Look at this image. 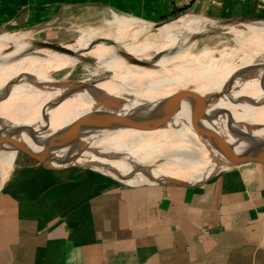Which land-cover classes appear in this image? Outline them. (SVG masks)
Returning a JSON list of instances; mask_svg holds the SVG:
<instances>
[{
    "label": "crops",
    "instance_id": "crops-1",
    "mask_svg": "<svg viewBox=\"0 0 264 264\" xmlns=\"http://www.w3.org/2000/svg\"><path fill=\"white\" fill-rule=\"evenodd\" d=\"M185 11L264 20V0H0V33L64 40L88 19ZM23 157L0 178V264H264V164L183 186Z\"/></svg>",
    "mask_w": 264,
    "mask_h": 264
},
{
    "label": "bare ground",
    "instance_id": "bare-ground-1",
    "mask_svg": "<svg viewBox=\"0 0 264 264\" xmlns=\"http://www.w3.org/2000/svg\"><path fill=\"white\" fill-rule=\"evenodd\" d=\"M115 24L117 31L112 38L85 29L60 51L37 48L25 34L0 33L5 42V46L0 44V126L13 120L21 122L22 129L12 134L18 136L40 126L44 116L57 124L69 122L74 119L70 109L78 104L89 108L100 97L129 94L136 98L135 112L102 129L99 145L104 151H121L132 159L115 163L85 153L79 162L106 166L113 178L148 183H200L227 166L230 161L222 147L197 143L179 128L176 119L161 126L152 122L154 116L166 112L163 106L137 104L168 89L196 87L219 93L224 91V81L232 82L235 88L263 62L255 59L264 53V21L229 25L226 30L234 35L235 46L206 47L197 52L193 51L197 42L193 37L206 30L210 21L195 13L155 28L132 18L117 17ZM86 59L94 65V74L117 70V76L96 82L83 80L87 86L79 83L53 88L57 80L51 76L53 70L73 67ZM63 93L74 97L54 106ZM202 101L225 122L264 125V80L260 84L247 82L231 95L221 93ZM5 154L4 180L17 156L14 152Z\"/></svg>",
    "mask_w": 264,
    "mask_h": 264
},
{
    "label": "water",
    "instance_id": "water-1",
    "mask_svg": "<svg viewBox=\"0 0 264 264\" xmlns=\"http://www.w3.org/2000/svg\"><path fill=\"white\" fill-rule=\"evenodd\" d=\"M208 20L210 21L209 27L195 34L194 40L227 31L226 27L229 25L264 21L243 19ZM161 24L160 22L154 23L153 26L158 27ZM33 41L37 48L60 51L66 49V43L74 42L75 40L58 43L45 40ZM84 61L91 62L88 59ZM263 80L264 61L259 64L246 80L238 83L235 88L231 84L232 82L224 81V91L219 93L205 92L196 87L168 89L162 94L137 105L154 104L163 106L166 112H161L160 117L154 116L152 119V122H156V125H165L171 119H176L180 124L179 128L189 133L197 143H203L208 147H222L224 156L229 159L230 163L220 171L242 163L264 164V131L261 130L264 128V125L225 122L210 111L208 106L202 101L204 97L211 99L212 97L220 96L221 93L231 95L239 86L247 82L256 81V83L260 84ZM82 81L76 79H57L53 88L58 89L68 84L79 83L87 86ZM72 97L74 95L71 93H63L53 102V105H59ZM135 99V96L129 94L122 96L106 95L100 97L89 108H84L80 104L72 107L70 109L72 115H74L72 121L57 124L44 116V120L40 126L32 128L18 136H12V134L22 129L23 126L21 122L13 120L7 125L0 126V155L14 152L17 157L25 156L51 169L77 166L109 175L106 171L110 170L108 167L92 162L82 163L77 159L80 156H84L85 153H89L93 157L107 158L115 163L132 159L121 151L107 152L100 149L99 133L122 116L131 115L135 112ZM153 183L178 184L183 186L199 184L182 181L163 182L158 180H154Z\"/></svg>",
    "mask_w": 264,
    "mask_h": 264
},
{
    "label": "rangeland",
    "instance_id": "rangeland-1",
    "mask_svg": "<svg viewBox=\"0 0 264 264\" xmlns=\"http://www.w3.org/2000/svg\"><path fill=\"white\" fill-rule=\"evenodd\" d=\"M189 13H194V12H190V11H185L182 12L181 14L163 20L160 23H164L173 19H177L180 17H183L185 15H188ZM197 14V13H195ZM199 15V14H198ZM135 19V18H132ZM143 21V20H142ZM146 22V21H144ZM149 23V22H146ZM82 27V28H81ZM79 27L78 29L75 30H71L69 31V33L67 35H65L64 37L67 39L61 40V37L57 40H54L52 42H68V41H73L75 39H78L84 32V30H88V29H95L100 31L101 35L107 36V37H114L116 35V31H117V27L115 24V19L110 18L107 20L101 19V20H97L95 19H88L86 20V22L83 24V26ZM155 28V27H154ZM6 33H12V32H6ZM20 34V33H18ZM37 41L36 39H33ZM4 38L1 40L0 39V44L2 46L4 45ZM236 45V41L234 39V35L231 32L228 31H222V32H218L215 33L213 35L210 36H205L202 37L200 39L197 40L196 44L193 46V51H199L203 48L206 47H210L213 48L215 50L224 48V47H233ZM217 56V53L215 54ZM255 61L257 62H262L264 61V53L259 54ZM95 65H97V63H94ZM93 64L91 62H87V61H81L80 63L76 64L75 66H69L63 69H59V70H53L51 72V76L55 79H59V80H63V79H76V80H87L90 82H96L97 79L100 78H105L108 77L110 79H114L117 74L118 71L117 70H113V71H101L98 72L97 74L93 73ZM254 67V66H252ZM250 67V68H252ZM88 68V69H87ZM116 75V76H115ZM96 80V81H94ZM22 158H24L23 156H16L15 162L12 165L11 168L15 167V165H17L21 160H23ZM7 159V155L6 154H1L0 155V178L3 177V172L5 169V161ZM10 168V169H11Z\"/></svg>",
    "mask_w": 264,
    "mask_h": 264
}]
</instances>
